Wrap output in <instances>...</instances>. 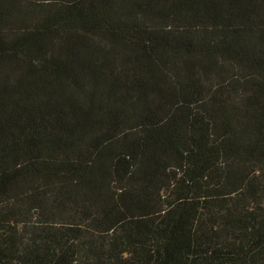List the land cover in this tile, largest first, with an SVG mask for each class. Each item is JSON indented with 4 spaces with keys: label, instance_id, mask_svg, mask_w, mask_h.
I'll return each instance as SVG.
<instances>
[{
    "label": "trees",
    "instance_id": "1",
    "mask_svg": "<svg viewBox=\"0 0 264 264\" xmlns=\"http://www.w3.org/2000/svg\"><path fill=\"white\" fill-rule=\"evenodd\" d=\"M0 264H264V0H0Z\"/></svg>",
    "mask_w": 264,
    "mask_h": 264
}]
</instances>
